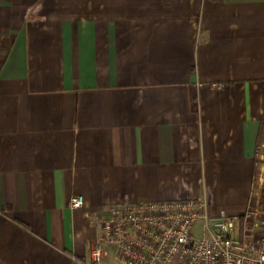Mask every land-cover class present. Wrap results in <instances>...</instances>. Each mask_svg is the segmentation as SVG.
I'll return each instance as SVG.
<instances>
[{
    "label": "crops",
    "instance_id": "0c3cea01",
    "mask_svg": "<svg viewBox=\"0 0 264 264\" xmlns=\"http://www.w3.org/2000/svg\"><path fill=\"white\" fill-rule=\"evenodd\" d=\"M200 196L264 209V0H0V264L87 260V213Z\"/></svg>",
    "mask_w": 264,
    "mask_h": 264
},
{
    "label": "built area",
    "instance_id": "2783aa9c",
    "mask_svg": "<svg viewBox=\"0 0 264 264\" xmlns=\"http://www.w3.org/2000/svg\"><path fill=\"white\" fill-rule=\"evenodd\" d=\"M82 196L70 198L72 207ZM98 229L88 259L71 264H98L104 244L113 245L123 264H264V209L249 207L241 216L207 214L205 197L166 201L138 200L109 205L105 213L86 214ZM215 219L219 220L215 223ZM202 222V235L192 229Z\"/></svg>",
    "mask_w": 264,
    "mask_h": 264
},
{
    "label": "rangeland",
    "instance_id": "374dc122",
    "mask_svg": "<svg viewBox=\"0 0 264 264\" xmlns=\"http://www.w3.org/2000/svg\"><path fill=\"white\" fill-rule=\"evenodd\" d=\"M202 232H203V230H202V222L200 221L193 227L191 233H192V236L194 238H199V237H201ZM105 245L106 244L103 245V248L105 247Z\"/></svg>",
    "mask_w": 264,
    "mask_h": 264
},
{
    "label": "water",
    "instance_id": "95a60500",
    "mask_svg": "<svg viewBox=\"0 0 264 264\" xmlns=\"http://www.w3.org/2000/svg\"><path fill=\"white\" fill-rule=\"evenodd\" d=\"M214 221H215V223H218L219 222V220H217V219H215Z\"/></svg>",
    "mask_w": 264,
    "mask_h": 264
}]
</instances>
